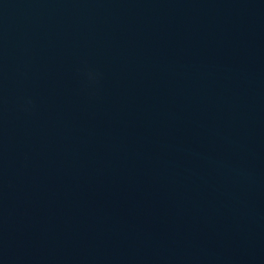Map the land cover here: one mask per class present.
Segmentation results:
<instances>
[{
	"label": "water",
	"instance_id": "obj_1",
	"mask_svg": "<svg viewBox=\"0 0 264 264\" xmlns=\"http://www.w3.org/2000/svg\"><path fill=\"white\" fill-rule=\"evenodd\" d=\"M0 264H264V0H0Z\"/></svg>",
	"mask_w": 264,
	"mask_h": 264
}]
</instances>
